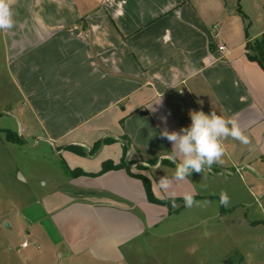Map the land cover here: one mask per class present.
I'll use <instances>...</instances> for the list:
<instances>
[{
	"label": "crops",
	"instance_id": "1",
	"mask_svg": "<svg viewBox=\"0 0 264 264\" xmlns=\"http://www.w3.org/2000/svg\"><path fill=\"white\" fill-rule=\"evenodd\" d=\"M12 11L14 27L0 31L1 69L19 100L0 97V232L8 222L33 243L58 253L64 246L69 262L82 254L122 260L187 208L149 201L134 174L168 199L215 198L207 182L257 173L264 70L246 43L264 33V0H12ZM201 110L236 119L250 142L225 139L223 165L173 180L162 194L157 180L172 178L176 164L160 132L188 127L189 113ZM38 148L50 174L25 169ZM106 162L119 167L100 173ZM64 164L86 174L72 176ZM45 186L56 195L31 202Z\"/></svg>",
	"mask_w": 264,
	"mask_h": 264
},
{
	"label": "rangeland",
	"instance_id": "2",
	"mask_svg": "<svg viewBox=\"0 0 264 264\" xmlns=\"http://www.w3.org/2000/svg\"><path fill=\"white\" fill-rule=\"evenodd\" d=\"M3 60L0 51V97L6 98L3 92H9L18 101L19 95L11 90L1 69ZM41 149L31 150L32 158L27 157L25 169L50 174V164L36 157ZM253 166L257 173L245 169L215 183L207 180L205 194L217 197L195 198L198 205L172 211L169 218L162 219L140 238L126 259L109 261L82 254L69 262L67 256L60 255L67 252L64 246H59L58 253L43 240L31 242L27 231L18 234L4 224L0 232V264H264V160ZM51 191L50 186H45L36 197L32 196L31 202L49 200L56 195ZM222 192L229 197L227 206L220 203ZM79 193L82 192H75ZM24 240L31 242L29 248L22 247ZM123 253L128 255L125 250Z\"/></svg>",
	"mask_w": 264,
	"mask_h": 264
},
{
	"label": "clouds",
	"instance_id": "3",
	"mask_svg": "<svg viewBox=\"0 0 264 264\" xmlns=\"http://www.w3.org/2000/svg\"><path fill=\"white\" fill-rule=\"evenodd\" d=\"M12 0H0V31L14 27ZM191 124L179 131H169L164 128L160 137L166 139L172 145L169 159L176 164L172 178L167 176L157 180L158 190L164 194L172 187L173 180L182 181L193 172L202 173L211 170L213 164L223 165L226 148L223 141L229 137L247 145L250 140L248 135L241 129L238 121L225 118L212 111L205 114L201 111L189 113ZM166 123V117L161 118ZM174 199L175 193H172ZM185 206L188 208L198 205L200 202L194 199L191 192L183 194ZM220 203L227 206L229 197L227 193L220 194ZM173 206H175L173 202Z\"/></svg>",
	"mask_w": 264,
	"mask_h": 264
},
{
	"label": "trees",
	"instance_id": "4",
	"mask_svg": "<svg viewBox=\"0 0 264 264\" xmlns=\"http://www.w3.org/2000/svg\"><path fill=\"white\" fill-rule=\"evenodd\" d=\"M246 49H247V57L252 61L258 62L259 65L264 70V33L260 37H257L255 39H251V40L249 39L246 43ZM7 138L9 140L14 139L13 133L11 131H7ZM63 167H64L65 172L72 175V176H78V175L86 174L85 172H83L79 169L71 170L65 164L63 165ZM118 167H119V165L110 164V163L106 162V163H104L103 168L100 171V173L105 172L109 169L118 168ZM128 171L131 173L130 170H128ZM134 175L142 179L149 201L154 202V203H158V204L170 205L173 201L181 200L185 204L183 198L160 199V198L156 197L154 192H153L151 179L148 178L147 176H143L140 174H134ZM195 198L196 197H194V199ZM207 198H211V196H209Z\"/></svg>",
	"mask_w": 264,
	"mask_h": 264
},
{
	"label": "built area",
	"instance_id": "5",
	"mask_svg": "<svg viewBox=\"0 0 264 264\" xmlns=\"http://www.w3.org/2000/svg\"><path fill=\"white\" fill-rule=\"evenodd\" d=\"M27 244H28V243H27L26 241H24L22 245H23V246H27Z\"/></svg>",
	"mask_w": 264,
	"mask_h": 264
},
{
	"label": "water",
	"instance_id": "6",
	"mask_svg": "<svg viewBox=\"0 0 264 264\" xmlns=\"http://www.w3.org/2000/svg\"><path fill=\"white\" fill-rule=\"evenodd\" d=\"M5 225H6V226H9V223H8V222H5Z\"/></svg>",
	"mask_w": 264,
	"mask_h": 264
}]
</instances>
